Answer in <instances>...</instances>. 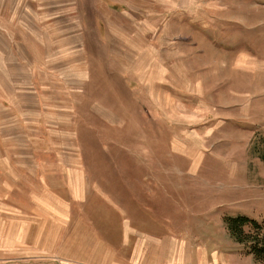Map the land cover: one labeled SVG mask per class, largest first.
<instances>
[{
    "label": "rangeland",
    "instance_id": "rangeland-1",
    "mask_svg": "<svg viewBox=\"0 0 264 264\" xmlns=\"http://www.w3.org/2000/svg\"><path fill=\"white\" fill-rule=\"evenodd\" d=\"M146 205L246 254L224 221L264 222V0H0V264H128L99 232Z\"/></svg>",
    "mask_w": 264,
    "mask_h": 264
},
{
    "label": "crops",
    "instance_id": "crops-1",
    "mask_svg": "<svg viewBox=\"0 0 264 264\" xmlns=\"http://www.w3.org/2000/svg\"><path fill=\"white\" fill-rule=\"evenodd\" d=\"M149 206L146 205L145 210L153 224H147L144 231L133 228V222L130 221L127 225L129 229L123 232V223L118 213V218L113 220L118 225L117 233L113 232V236H109L104 232H99V239L103 240L104 244L106 241L110 242L107 243L108 246L114 247L111 253L113 261L121 260L123 254L125 257H129L128 261H123L128 264H216L215 260L209 258L210 255L205 250V244L192 242L189 239L170 238L165 236L167 234L156 233L155 215L153 211L147 209ZM2 232L3 229H1ZM1 236V241H3L2 238L5 235L1 234ZM123 249L124 251H122ZM230 249L231 252L234 250V254H231L233 256L218 255L223 264L253 263V258L243 253L239 246L235 248L231 244ZM211 253L214 255L215 252ZM215 257L217 258V255H214Z\"/></svg>",
    "mask_w": 264,
    "mask_h": 264
},
{
    "label": "trees",
    "instance_id": "trees-1",
    "mask_svg": "<svg viewBox=\"0 0 264 264\" xmlns=\"http://www.w3.org/2000/svg\"><path fill=\"white\" fill-rule=\"evenodd\" d=\"M225 227L231 238L244 247L256 263L264 264V222L251 221L244 216L225 218ZM249 228L246 233L243 231Z\"/></svg>",
    "mask_w": 264,
    "mask_h": 264
}]
</instances>
